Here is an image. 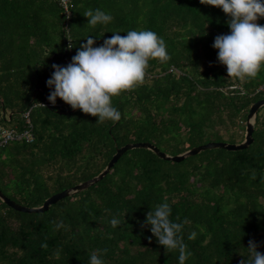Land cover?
I'll use <instances>...</instances> for the list:
<instances>
[{"label":"trees","instance_id":"1","mask_svg":"<svg viewBox=\"0 0 264 264\" xmlns=\"http://www.w3.org/2000/svg\"><path fill=\"white\" fill-rule=\"evenodd\" d=\"M97 8L113 21L88 25L83 13ZM70 12L60 0H0V126L21 132L28 112L34 134L32 142L0 146V189L8 197L40 206L98 175L129 142L175 155L209 141L244 140L249 108L264 98V66L242 84L228 78L212 46L230 33L222 9L201 0H70ZM257 23L264 26V18ZM129 30L157 33L171 59L150 60L144 84L112 98L120 121L99 124L60 98L48 100L53 64L71 63L88 36L100 46L112 32ZM263 110L245 149L212 148L177 162L134 148L101 180L46 211H18L0 199V264H89L95 250L106 264H179L178 252L166 254L143 226L164 202L173 222L191 221L183 230L192 253L185 264H240L250 240L264 253ZM113 217L121 221L115 228ZM54 221L65 227L57 230Z\"/></svg>","mask_w":264,"mask_h":264},{"label":"clouds","instance_id":"2","mask_svg":"<svg viewBox=\"0 0 264 264\" xmlns=\"http://www.w3.org/2000/svg\"><path fill=\"white\" fill-rule=\"evenodd\" d=\"M201 3L220 8L230 17L227 21L230 33L217 35L212 45L218 50L219 63L227 68L228 78L241 84L255 79L264 66V26L257 23L264 18V0H201ZM83 15L93 27L107 25L114 19L100 8L89 9ZM112 33L100 46H96L92 36L86 37V43L80 45L71 63L52 65L54 72L47 80V86L54 87L48 96L53 105L60 98L74 110L98 117L99 124L118 122L122 114L113 106L112 98L143 85L150 60L166 63L171 59L164 39L154 31L129 30L126 35ZM72 47L70 43L69 49ZM252 178H256L254 172ZM171 215L172 209L167 202L157 204L147 212L143 226L150 227L166 254L178 252L179 264H185L192 253L187 250L183 230L191 221L185 218L182 223L173 222ZM53 223L57 230L65 227L63 221ZM110 223L115 228L121 221L113 217ZM197 235L192 231L188 240L194 241ZM41 247L47 248V244ZM247 249L249 256L240 264H264V253L257 250L258 244L254 240L249 241ZM106 252L105 249L104 254ZM54 255L59 258L60 250ZM89 264H106L100 250L89 253Z\"/></svg>","mask_w":264,"mask_h":264},{"label":"water","instance_id":"3","mask_svg":"<svg viewBox=\"0 0 264 264\" xmlns=\"http://www.w3.org/2000/svg\"><path fill=\"white\" fill-rule=\"evenodd\" d=\"M264 106V98L255 101L249 108L247 120H246V132L244 140L240 143H232L227 141H209L207 143H203L197 146L192 147L191 149L180 153V154H169L165 151H162L157 145L149 142V141H138V142H129L125 145L117 148L115 154L112 156L107 166L101 171L98 175L94 176L91 179L80 182L72 187L65 188L59 192H56L45 199L44 203L40 206H26L18 203L17 201L8 197L1 189H0V199L5 202L8 206L23 212H43L49 209L51 204H54L61 200L62 198L69 196L73 193L81 191L87 188L89 185L101 180L108 172L112 169L114 164L119 160V158L128 150L134 148H147L155 152L160 158L172 161H182L186 157L198 154L199 152L212 148H224L227 150H241L249 147L253 141V131L255 128V120L257 113L261 107Z\"/></svg>","mask_w":264,"mask_h":264},{"label":"built area","instance_id":"4","mask_svg":"<svg viewBox=\"0 0 264 264\" xmlns=\"http://www.w3.org/2000/svg\"><path fill=\"white\" fill-rule=\"evenodd\" d=\"M60 4L64 9V13L67 17L70 16V0H60ZM25 121L29 125L23 131L17 132L13 128H3L0 126V146L7 145L11 141L18 139V140H25L27 142H32L34 140V134L32 130V124L29 117V113L25 114Z\"/></svg>","mask_w":264,"mask_h":264},{"label":"rangeland","instance_id":"5","mask_svg":"<svg viewBox=\"0 0 264 264\" xmlns=\"http://www.w3.org/2000/svg\"><path fill=\"white\" fill-rule=\"evenodd\" d=\"M262 112H264V110L262 111ZM219 129H220V131L223 133V132H225V128L224 127H219ZM245 132H246V129H245V131H244V135H245ZM245 137V136H244Z\"/></svg>","mask_w":264,"mask_h":264}]
</instances>
